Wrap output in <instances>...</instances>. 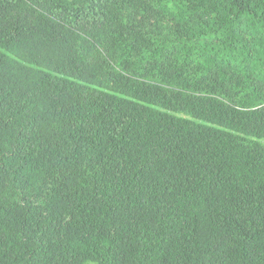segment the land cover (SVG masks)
I'll list each match as a JSON object with an SVG mask.
<instances>
[{
    "label": "trees",
    "instance_id": "1",
    "mask_svg": "<svg viewBox=\"0 0 264 264\" xmlns=\"http://www.w3.org/2000/svg\"><path fill=\"white\" fill-rule=\"evenodd\" d=\"M87 262L264 264V0H0V264Z\"/></svg>",
    "mask_w": 264,
    "mask_h": 264
},
{
    "label": "rangeland",
    "instance_id": "2",
    "mask_svg": "<svg viewBox=\"0 0 264 264\" xmlns=\"http://www.w3.org/2000/svg\"><path fill=\"white\" fill-rule=\"evenodd\" d=\"M158 20L162 23V24H167V23H170L171 24V22L169 21V20H167L166 18H158ZM145 21L147 22V23H154L155 21H157V16H155V15H150V16H148L146 19H145ZM85 264H94V263H92V262H87V263H85Z\"/></svg>",
    "mask_w": 264,
    "mask_h": 264
}]
</instances>
